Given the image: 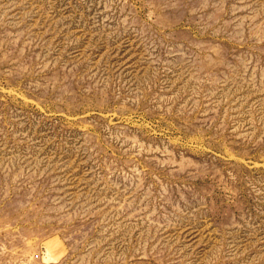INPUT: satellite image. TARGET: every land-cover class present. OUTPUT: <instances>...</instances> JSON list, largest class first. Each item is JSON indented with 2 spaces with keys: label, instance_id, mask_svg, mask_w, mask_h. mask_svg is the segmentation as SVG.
<instances>
[{
  "label": "rangeland",
  "instance_id": "374dc122",
  "mask_svg": "<svg viewBox=\"0 0 264 264\" xmlns=\"http://www.w3.org/2000/svg\"><path fill=\"white\" fill-rule=\"evenodd\" d=\"M0 264H264V0H0Z\"/></svg>",
  "mask_w": 264,
  "mask_h": 264
}]
</instances>
